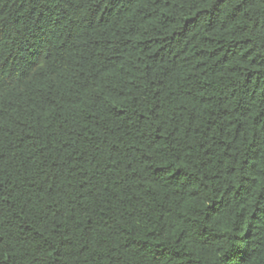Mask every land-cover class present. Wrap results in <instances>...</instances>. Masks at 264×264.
Listing matches in <instances>:
<instances>
[{
  "label": "trees",
  "instance_id": "1",
  "mask_svg": "<svg viewBox=\"0 0 264 264\" xmlns=\"http://www.w3.org/2000/svg\"><path fill=\"white\" fill-rule=\"evenodd\" d=\"M0 264H264V0H0Z\"/></svg>",
  "mask_w": 264,
  "mask_h": 264
}]
</instances>
